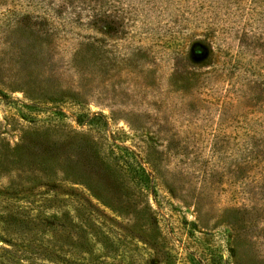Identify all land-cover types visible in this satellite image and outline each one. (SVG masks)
Returning <instances> with one entry per match:
<instances>
[{
	"label": "rangeland",
	"instance_id": "rangeland-1",
	"mask_svg": "<svg viewBox=\"0 0 264 264\" xmlns=\"http://www.w3.org/2000/svg\"><path fill=\"white\" fill-rule=\"evenodd\" d=\"M0 68V264H264V0H0Z\"/></svg>",
	"mask_w": 264,
	"mask_h": 264
},
{
	"label": "trees",
	"instance_id": "trees-1",
	"mask_svg": "<svg viewBox=\"0 0 264 264\" xmlns=\"http://www.w3.org/2000/svg\"><path fill=\"white\" fill-rule=\"evenodd\" d=\"M5 68V67H4ZM6 69V68H5ZM2 69L0 68V74H2ZM22 80H23V87H26V89H30L29 87L31 86L30 84V80H25L24 79V75H22ZM22 87V86H19ZM24 90H22L23 92ZM35 98L30 99V101L34 100ZM50 101V100H49ZM24 107L26 108H30V109H35V110H43V111H47V119H53L55 117L58 116H63L66 117L65 114H63L62 109L58 106V104H56L57 106H52L51 108H47L44 106H40V104L38 103H31V104H23ZM50 109V110H49ZM49 111V112H48ZM80 111V109H79ZM96 114V115H95ZM97 118H99L100 120H103L101 122V125L106 126V121H105V117L102 115V113L100 112H96V113H91L89 110L88 112L84 113L83 111H80L79 114H77L75 116V120L78 124H84V123H94ZM52 121V120H51ZM51 121H47L46 124L49 125L50 127L48 128H44L45 132H51V130H53V128H55V123H52ZM53 135L50 133L47 137H42V142H40V139L34 138L35 139V144H38V146L33 147L34 151L36 152V154H38V156H41L40 158L42 159L43 163H42V168L43 170L50 176V175H56L57 177H61V178H65V177H69L70 175H76L74 171H78V164L76 161V158L78 159L79 156H77L78 152L76 151V149H72V150H68L66 152H58L53 143H49V141H51V137ZM116 149H118L117 146H113ZM95 155H98L99 153L95 151L94 153ZM91 155V154H90ZM89 155V157L86 159L88 161H90V163H95L96 160H92V158H90L91 156ZM81 156V155H80ZM52 157L55 159V162L51 163L49 158ZM101 158V162L99 163L98 168H100L101 171H104L105 173L109 170H113L116 171L115 169H111L110 167L115 166V161L118 162L119 158L116 159V154L113 151V148L111 147V150L108 152V155L103 154ZM132 159H134V157H132ZM117 164V163H116ZM139 170V169H138ZM136 172V171H135ZM141 174L143 175H136L139 178V182L142 185L139 188V192H142L145 189L150 190L151 189V176L147 173H145V170L141 168ZM115 176H117V173L115 174ZM52 177V176H51ZM132 181H134L135 183V178H130ZM139 182L136 184H139ZM129 188V187H126ZM125 188V189H126ZM88 190H91V187L88 186ZM152 190V189H151ZM132 195V192L130 193ZM138 196V195H137ZM97 201L105 206L106 204L104 203V200H102L99 196L96 198ZM116 212L118 213L119 210H116ZM76 261H71V264H75ZM66 264H69V261H66ZM76 264H80V263H76Z\"/></svg>",
	"mask_w": 264,
	"mask_h": 264
}]
</instances>
